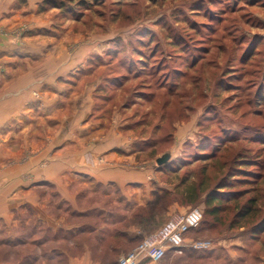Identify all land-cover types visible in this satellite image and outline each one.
<instances>
[{
	"label": "rangeland",
	"instance_id": "obj_1",
	"mask_svg": "<svg viewBox=\"0 0 264 264\" xmlns=\"http://www.w3.org/2000/svg\"><path fill=\"white\" fill-rule=\"evenodd\" d=\"M19 3L26 7L35 4L36 11L26 13L18 24L0 31L10 47L20 49V56H13L11 63L20 69L35 68L41 75L50 74L53 96L64 95L54 117L63 118L71 107H78L74 102L70 104L68 97L73 92L74 101L75 95L81 93V104L85 105L81 115H85L86 105H90L93 130L102 132L104 127L111 133L120 132L132 143L131 148L137 152L136 162L150 167L152 173L149 193L141 196H149L151 204L160 199L155 209L158 224L149 223L148 234L175 214L193 207L204 212L205 194L192 203L181 180L202 178L198 170L204 160H197L195 155L210 154L215 145L220 146L218 138L234 136L237 142L208 163L211 187L240 158L255 160L254 167L247 170L262 174L264 180V0H20ZM5 62L0 61V70L6 68ZM35 85L43 89L46 84L42 78ZM33 97L39 101L38 89L33 91ZM33 116L44 120L42 112ZM43 123L33 129L47 140L46 135H53L52 128ZM27 130L30 132L26 133V140L32 132L31 127ZM28 152L31 151L26 148L25 154ZM165 153L170 154L169 160L160 167L155 160ZM222 165L225 167L219 172ZM178 166L180 169L174 172ZM25 177L30 178L27 174ZM82 188L78 186L77 190H82L84 197L74 208L89 212L88 208L101 194L91 195V189ZM33 191L42 192L51 200V213L64 216L55 210L58 199H51L52 189L44 186ZM112 198L116 195L112 194ZM146 206L138 205L132 215ZM16 208L14 204L8 211L10 221L14 223L21 218L19 222L28 224L12 226L9 240L0 235L10 245L32 240L30 233L35 229L31 209ZM205 219L210 218L204 215ZM229 219L213 228H207L202 221L192 232L193 238L202 240L209 236L214 243L220 241L217 264H239L230 260L229 254L234 252L226 251L230 249L227 246L237 244L248 247L253 255L243 258L252 261L258 252L256 246L261 248L264 243L251 241L248 230H229ZM81 222L72 221L78 226H82ZM206 229L210 231L201 235ZM8 247L12 251L5 253ZM14 248L0 246V261L9 259L15 264L20 255L26 254ZM35 254L29 253L30 257ZM92 256L106 264H116L120 254ZM56 264H64V260L57 259Z\"/></svg>",
	"mask_w": 264,
	"mask_h": 264
},
{
	"label": "crops",
	"instance_id": "obj_2",
	"mask_svg": "<svg viewBox=\"0 0 264 264\" xmlns=\"http://www.w3.org/2000/svg\"><path fill=\"white\" fill-rule=\"evenodd\" d=\"M19 1L0 0V31L18 24L26 13L36 11L35 4L26 7ZM20 54V49L10 47L7 38L0 34V61H7L6 68L0 70V174L4 176L0 179V235L9 240L12 226L28 224L19 222L21 218L14 223L10 221L8 211L14 204L17 205L16 209H31L35 229L30 233L32 240H20L16 245H10L8 240L0 238V246L15 247L17 252L26 251L15 264H56L57 259L64 260V264H106L92 254L112 252L111 239L116 231L120 233L119 247L116 248L120 256L148 234L145 228H139L128 220H131L132 212L138 205L146 206L152 201L147 195L141 196L142 193H149L147 187L152 185L149 178L152 175L151 168L136 162L137 152L123 134L111 133L110 129L105 131L104 127L102 132L91 128L90 105H86L85 115H81V110L85 108L81 104V93L75 95L74 101L73 92L68 97L69 103L74 102L78 107H71L63 118L54 117L56 106L60 105L64 95L53 96L54 87L48 79L50 74L41 75L35 68L20 69L17 64L11 63L14 61L13 56L19 57ZM42 78L46 85L43 89L37 88L35 84ZM36 89L40 92L39 101L33 97ZM41 112L44 114L43 121L33 116ZM41 122L52 128L53 135H46L47 140L33 129L34 125ZM28 127H31L32 132L26 140V133L30 132ZM38 142L44 145L38 147ZM26 148L31 152L25 154ZM26 174L29 179H25ZM44 186L53 190L51 199H58L55 210L64 216L51 213V200L46 199L42 192L33 191ZM78 186L91 189V195L101 194L100 199L92 202L89 212L74 208L85 194L77 190ZM112 194L116 198H112ZM62 205L66 207L64 211ZM73 219L83 221L80 224L82 226L74 225ZM84 221H88L87 224ZM89 221L97 224H89ZM192 232L186 235L181 253L169 252L161 264L219 263L217 255L220 241L214 243L209 236H202V240L195 239ZM206 232L202 231L201 235H206ZM195 243L205 246L196 249L193 248ZM256 247L257 255L249 262L243 258L253 255L248 247L229 245L227 248L230 249L226 251L234 252L229 257L235 263L264 264V245ZM10 251V248L6 249L5 253ZM31 252L36 254L30 257ZM70 253L74 255L68 256ZM0 264L14 262L8 259L0 261Z\"/></svg>",
	"mask_w": 264,
	"mask_h": 264
},
{
	"label": "trees",
	"instance_id": "obj_3",
	"mask_svg": "<svg viewBox=\"0 0 264 264\" xmlns=\"http://www.w3.org/2000/svg\"><path fill=\"white\" fill-rule=\"evenodd\" d=\"M218 140L220 146L215 145L210 154L195 155L197 160H204V165L198 170L202 178L199 181H196L195 179L189 181L188 179L183 178L181 183L186 184L187 188L185 189L190 192L189 199L192 203L196 202L201 194H205L203 201L205 206L203 218L205 215L210 219H205L204 221L202 219L204 226L207 228H213L216 225L226 222L228 217H230L228 221L229 230H248V238L251 241L260 240L264 242L263 176L257 172L247 170L249 167H254L256 163L255 160L240 158L234 162L232 167L226 171L214 187H211L209 183L211 177L209 168H211V166H209L208 163H211L215 160L217 155L237 142V139L234 136L222 138L221 140L218 138ZM198 143H200V141ZM184 163L188 165L189 161H185ZM223 167L225 166L222 165L219 172L223 171ZM179 169L180 167L178 166L175 170L173 169V171L177 172ZM192 176H195V172L192 173ZM237 187H241V189L235 190L234 192H226L234 190ZM156 200L157 201H154L152 204L150 203L146 207H142L140 211L135 212L131 216L132 221L130 222L134 224L136 223L137 226L142 229H146L149 223L152 226L158 224L156 222L159 216H155L157 213V210L155 209L159 204L160 199ZM196 229H193L190 232L195 231ZM207 230L210 231V229H206V231ZM119 237L120 233L116 231L114 238L111 239V254H121L116 250L120 243ZM172 251L173 250H169L164 258ZM123 253H126V251ZM164 258H162V260Z\"/></svg>",
	"mask_w": 264,
	"mask_h": 264
},
{
	"label": "built area",
	"instance_id": "obj_4",
	"mask_svg": "<svg viewBox=\"0 0 264 264\" xmlns=\"http://www.w3.org/2000/svg\"><path fill=\"white\" fill-rule=\"evenodd\" d=\"M202 219L203 211L199 207L171 216L157 230L145 235L135 247L120 256L117 264L158 263L169 250L180 254L186 235L196 229ZM203 246V243L193 244L196 249Z\"/></svg>",
	"mask_w": 264,
	"mask_h": 264
},
{
	"label": "water",
	"instance_id": "obj_5",
	"mask_svg": "<svg viewBox=\"0 0 264 264\" xmlns=\"http://www.w3.org/2000/svg\"><path fill=\"white\" fill-rule=\"evenodd\" d=\"M169 157H170V154L169 153H165L161 157L157 158L155 160V162H156V164L158 166H161V165L165 164L169 160Z\"/></svg>",
	"mask_w": 264,
	"mask_h": 264
}]
</instances>
